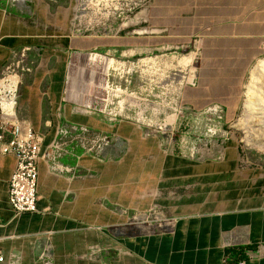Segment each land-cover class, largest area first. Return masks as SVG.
<instances>
[{"label": "crops", "instance_id": "obj_1", "mask_svg": "<svg viewBox=\"0 0 264 264\" xmlns=\"http://www.w3.org/2000/svg\"><path fill=\"white\" fill-rule=\"evenodd\" d=\"M73 5L30 0L29 15L0 10V71L15 52L24 51L32 64L20 80L17 111L44 134L42 152L58 126L72 123L116 133L129 151L121 160L99 162L75 149V156L61 160L69 171L59 175L50 174L41 159L37 212L17 218L7 193L15 159L0 156L2 253L18 254L21 264H41V235L50 232L51 264H264V168L242 172L241 186L232 188L238 179L231 155L221 164L165 156L156 139L143 138L132 124L110 126L90 113L98 94L91 92L94 77L86 80L82 73H90L94 61L80 62L74 53L116 56L118 47H82L88 45L83 39L65 36ZM150 18L174 28L175 35L198 37L204 47L184 103L192 110L214 104L227 116L237 115L243 78L264 43V0H155ZM154 203L171 214L168 228L131 224L116 211L143 212ZM91 247L98 250L94 260L85 258Z\"/></svg>", "mask_w": 264, "mask_h": 264}, {"label": "rangeland", "instance_id": "obj_2", "mask_svg": "<svg viewBox=\"0 0 264 264\" xmlns=\"http://www.w3.org/2000/svg\"><path fill=\"white\" fill-rule=\"evenodd\" d=\"M154 1L95 0L94 5L105 8L102 15L87 29L69 26L65 36L83 39L88 45L82 47L115 45L118 47L116 56L85 51L74 53V59L80 62L93 59L90 73L86 69L82 74L86 80L94 77L90 86L95 94L103 90L106 77L111 80L113 76L120 80L122 88L127 86V92L148 95L153 109L150 120L154 125L165 124L163 137H171L185 155V151L194 152L193 158L177 153L175 157L221 164L231 155L235 164L234 178L238 179L234 180L232 188L240 187L242 172L264 168V65L261 64L264 43L256 50L243 78V97L237 115L227 116L214 104L192 110L183 101L184 90L191 87L199 75L204 47H198V37L175 35L171 33L174 28L163 27L160 20L151 19ZM125 80L131 83L127 85ZM213 106L219 107L221 113L205 111ZM231 150L233 153H229ZM171 193L172 197L179 195L177 190ZM154 204L162 209L165 217L172 218L163 205ZM156 217L152 214L151 219Z\"/></svg>", "mask_w": 264, "mask_h": 264}, {"label": "built area", "instance_id": "obj_3", "mask_svg": "<svg viewBox=\"0 0 264 264\" xmlns=\"http://www.w3.org/2000/svg\"><path fill=\"white\" fill-rule=\"evenodd\" d=\"M95 0H74L71 11L70 28L81 27L87 29L92 21L101 16L104 6L98 8ZM49 5H56L58 0H46ZM3 6L0 10L6 14L10 8L21 14L29 15L30 0H0ZM96 55V54H94ZM98 57L104 56L98 55ZM137 64V63H136ZM134 66L133 63L130 64ZM32 64L25 61V52L12 53V59L0 71V156H10L15 159V168L8 180V205L17 218L22 214L35 213L37 201V163L45 161L50 174L59 175L68 172L61 160L68 156H75L74 150L80 149L84 155L99 161L121 160L129 151L127 141L113 132H98L82 124H63L56 128L52 141L42 152L44 134L32 129L27 117L20 116L17 111L19 85L21 77L31 72ZM113 72H116L113 70ZM130 84V81H124ZM194 85V82L191 86ZM127 86L121 87L120 80L109 76L103 82V90L96 98L95 105L90 113L101 116L110 126L116 123H130L141 131L143 138H156L161 153L165 156L178 154L182 157L193 158L191 150L183 152V148L175 145L171 137H163L165 124L154 125L150 116L153 114L152 101L148 95L144 97L134 92H127ZM210 113H221L217 106L205 109ZM159 134L160 136H157ZM131 224L152 226L158 230L168 228L173 218L164 216L162 209L153 204L146 212L126 209L116 210ZM152 214L156 218L151 219ZM43 240L40 245L36 261L41 264H51L53 246L51 233H42ZM98 250L91 247L85 255L88 260H94ZM225 263L230 260L225 257ZM0 264H21L18 254L5 256L0 250ZM229 264H245L243 260Z\"/></svg>", "mask_w": 264, "mask_h": 264}, {"label": "bare ground", "instance_id": "obj_4", "mask_svg": "<svg viewBox=\"0 0 264 264\" xmlns=\"http://www.w3.org/2000/svg\"><path fill=\"white\" fill-rule=\"evenodd\" d=\"M262 65H264V61L261 62ZM252 103V102H251Z\"/></svg>", "mask_w": 264, "mask_h": 264}]
</instances>
